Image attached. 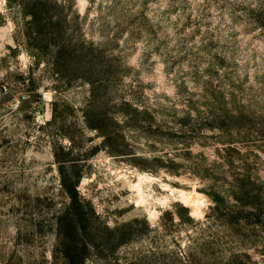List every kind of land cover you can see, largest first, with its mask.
<instances>
[{
	"label": "rangeland",
	"instance_id": "374dc122",
	"mask_svg": "<svg viewBox=\"0 0 264 264\" xmlns=\"http://www.w3.org/2000/svg\"><path fill=\"white\" fill-rule=\"evenodd\" d=\"M69 246L264 264V0H0V264Z\"/></svg>",
	"mask_w": 264,
	"mask_h": 264
},
{
	"label": "bare ground",
	"instance_id": "6f19581e",
	"mask_svg": "<svg viewBox=\"0 0 264 264\" xmlns=\"http://www.w3.org/2000/svg\"><path fill=\"white\" fill-rule=\"evenodd\" d=\"M181 201L186 206L191 208L192 213L201 211L206 206L205 194L198 191L195 187L190 190H181Z\"/></svg>",
	"mask_w": 264,
	"mask_h": 264
},
{
	"label": "trees",
	"instance_id": "16d2710c",
	"mask_svg": "<svg viewBox=\"0 0 264 264\" xmlns=\"http://www.w3.org/2000/svg\"><path fill=\"white\" fill-rule=\"evenodd\" d=\"M33 19H35V18H33ZM254 205L257 209V212L261 213L263 210L261 205H259V204H254ZM65 258L67 260V263H65V264H82L81 261L78 259V257L75 255L74 248H72L70 246L67 248V251L65 253Z\"/></svg>",
	"mask_w": 264,
	"mask_h": 264
}]
</instances>
